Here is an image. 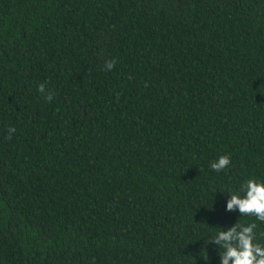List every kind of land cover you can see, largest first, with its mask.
Masks as SVG:
<instances>
[{
  "label": "trees",
  "instance_id": "16d2710c",
  "mask_svg": "<svg viewBox=\"0 0 264 264\" xmlns=\"http://www.w3.org/2000/svg\"><path fill=\"white\" fill-rule=\"evenodd\" d=\"M249 178L264 0H0V264H220Z\"/></svg>",
  "mask_w": 264,
  "mask_h": 264
},
{
  "label": "clouds",
  "instance_id": "9594fccd",
  "mask_svg": "<svg viewBox=\"0 0 264 264\" xmlns=\"http://www.w3.org/2000/svg\"><path fill=\"white\" fill-rule=\"evenodd\" d=\"M115 64V59H109L105 61L104 69L111 71ZM38 91L46 101L51 102L54 93L46 90L43 83L38 86ZM7 131V138L11 139L15 128L9 127ZM230 163L229 155H221L210 164V167L219 172L226 169ZM228 194L230 198L227 201V210L238 209L241 215L254 216L264 222V180L249 178L238 190L229 189ZM256 227V223L244 225L236 222L227 230L222 229L214 235L208 243L214 241L219 249H223L219 252L220 264H264V245L255 242ZM204 259L207 260L208 257L204 256Z\"/></svg>",
  "mask_w": 264,
  "mask_h": 264
}]
</instances>
